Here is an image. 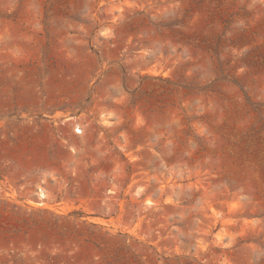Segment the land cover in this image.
<instances>
[{
	"label": "rangeland",
	"instance_id": "374dc122",
	"mask_svg": "<svg viewBox=\"0 0 264 264\" xmlns=\"http://www.w3.org/2000/svg\"><path fill=\"white\" fill-rule=\"evenodd\" d=\"M0 264H264V0H0Z\"/></svg>",
	"mask_w": 264,
	"mask_h": 264
},
{
	"label": "bare ground",
	"instance_id": "6f19581e",
	"mask_svg": "<svg viewBox=\"0 0 264 264\" xmlns=\"http://www.w3.org/2000/svg\"><path fill=\"white\" fill-rule=\"evenodd\" d=\"M70 119H73V118H70V117H67L64 121H67V120H70ZM76 127H74V129H75ZM77 131V132H76ZM75 132L76 133H81L82 131L80 130V128L78 129V130H75ZM45 191H44V189H42V188H38V198H39V200H41V199H44L45 198ZM42 202L41 201H39L38 203H36V204H41ZM147 204H151V202H149V201H147Z\"/></svg>",
	"mask_w": 264,
	"mask_h": 264
},
{
	"label": "built area",
	"instance_id": "2783aa9c",
	"mask_svg": "<svg viewBox=\"0 0 264 264\" xmlns=\"http://www.w3.org/2000/svg\"><path fill=\"white\" fill-rule=\"evenodd\" d=\"M77 132V131H76Z\"/></svg>",
	"mask_w": 264,
	"mask_h": 264
}]
</instances>
